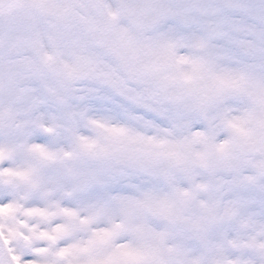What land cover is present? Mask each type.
Here are the masks:
<instances>
[{"label":"rangeland","instance_id":"obj_1","mask_svg":"<svg viewBox=\"0 0 264 264\" xmlns=\"http://www.w3.org/2000/svg\"><path fill=\"white\" fill-rule=\"evenodd\" d=\"M158 52L169 89L142 70ZM0 230L18 264H264V0H41L0 19Z\"/></svg>","mask_w":264,"mask_h":264},{"label":"water","instance_id":"obj_2","mask_svg":"<svg viewBox=\"0 0 264 264\" xmlns=\"http://www.w3.org/2000/svg\"><path fill=\"white\" fill-rule=\"evenodd\" d=\"M8 6H11V4H7L4 6L0 5V11L3 9H6ZM0 264H12L9 257L6 255V253L3 251L1 245H0Z\"/></svg>","mask_w":264,"mask_h":264}]
</instances>
